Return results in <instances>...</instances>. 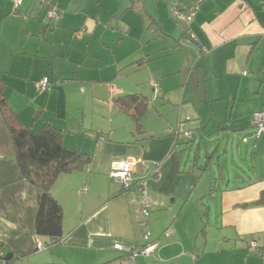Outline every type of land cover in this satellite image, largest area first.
Masks as SVG:
<instances>
[{
	"label": "crops",
	"instance_id": "1",
	"mask_svg": "<svg viewBox=\"0 0 264 264\" xmlns=\"http://www.w3.org/2000/svg\"><path fill=\"white\" fill-rule=\"evenodd\" d=\"M52 2L59 16L47 21L37 0L17 9L0 0V78L24 124L61 130L65 147L91 158L53 182L62 237L47 246L34 233L37 188L21 175L0 116L4 264H121L128 252L114 243L138 247L145 226L156 247L135 264H264V132L251 135L252 113L264 112V0ZM173 6L194 14L181 23ZM130 94L148 99L138 128L115 103ZM176 128L192 140H175ZM236 130L248 140L226 161L219 138ZM123 157L137 160L131 177L150 201L145 216L138 190L109 177Z\"/></svg>",
	"mask_w": 264,
	"mask_h": 264
},
{
	"label": "trees",
	"instance_id": "2",
	"mask_svg": "<svg viewBox=\"0 0 264 264\" xmlns=\"http://www.w3.org/2000/svg\"><path fill=\"white\" fill-rule=\"evenodd\" d=\"M170 15L172 16L171 13ZM115 103L131 116L138 128L139 119L147 107L148 99L142 95L130 94L115 98ZM0 116L9 130L14 148V160L21 175L37 188L34 233L37 237H44L47 246L57 244L62 237L63 211L50 192L51 186L59 174L84 167L91 157L88 153L65 147L62 143V131L47 123L38 131H33L24 124L9 105L1 78ZM191 140L188 139V143ZM142 244L141 241L139 245ZM126 254L128 256L129 252ZM8 261L9 259H3L0 255L1 264Z\"/></svg>",
	"mask_w": 264,
	"mask_h": 264
},
{
	"label": "built area",
	"instance_id": "3",
	"mask_svg": "<svg viewBox=\"0 0 264 264\" xmlns=\"http://www.w3.org/2000/svg\"><path fill=\"white\" fill-rule=\"evenodd\" d=\"M38 3L41 6L46 5L45 8V16L48 18L56 19L59 16L58 9L53 5L52 0H37ZM13 8L17 9L23 2V0H11ZM171 14L172 16L177 20L181 22H188L194 12L192 10L182 12L181 9L177 6H173L171 8ZM246 73L245 71L243 72ZM49 84V78L47 76L41 77L38 81L35 82V87L38 91L44 92L47 89V86ZM150 85L153 87L154 90H157L158 85L155 81H150ZM189 118L187 117L186 120ZM252 122L254 124V131L251 134L252 137L258 138L262 132H264V112L262 111H255L252 113ZM181 123H179V126ZM179 128V127H178ZM176 128L173 131V136L175 140H178L179 138H184L185 140L192 139L193 132L191 130H184V129H178ZM243 141L246 142L248 140V137L244 136ZM137 164V160L133 158H118L113 159L110 163V170H109V177L114 179L115 181H119L122 184L123 190H129L131 188H135L138 190V196H139V212L141 216H145L148 212V208L150 207V201L147 197L146 190L143 188L142 183L132 182L131 173L134 171V167ZM169 231H165L164 235L168 236ZM141 241L142 245H139L138 247L131 249L128 246H124L121 243H114L113 247L115 249L120 250H126L129 252L128 258L125 260V264H135V260L138 257H146L152 254L156 247V242L149 241V231L147 230L146 226L141 232ZM38 247H42V244H38ZM249 250L253 251L257 248V243L251 238L249 240L248 244Z\"/></svg>",
	"mask_w": 264,
	"mask_h": 264
},
{
	"label": "rangeland",
	"instance_id": "4",
	"mask_svg": "<svg viewBox=\"0 0 264 264\" xmlns=\"http://www.w3.org/2000/svg\"><path fill=\"white\" fill-rule=\"evenodd\" d=\"M40 5V4H39ZM41 6V5H40ZM44 9L46 7V5L43 6ZM171 12H169L170 14ZM45 19L47 21H54V19L52 18H48L47 16H45ZM86 31L85 27H81L80 29H77V30H74L71 32V35H72V38L74 40H80L84 35L86 34H83L84 32ZM242 135L243 133L239 132L238 130L234 131V132H229L228 136L226 137L225 135H221L220 136V140L222 141V147H223V143L225 140H227L228 142V145H227V158H226V161H229L230 160V157H231V149H233V153H234V158L235 159H238L237 157V153H236V150L240 147L242 148L244 146L243 142H242ZM205 140H209L207 137H204ZM250 138V137H249ZM213 141H211L212 143ZM217 140H215L214 143H216ZM196 143V144H195ZM193 143V148H192V152H191V157L193 155V151L197 149V142ZM202 146V145H201ZM201 159L204 160L205 158V153L204 151H201ZM212 166V165H211ZM214 169V168H213ZM215 171V169H214ZM215 175H216V172H215Z\"/></svg>",
	"mask_w": 264,
	"mask_h": 264
},
{
	"label": "water",
	"instance_id": "5",
	"mask_svg": "<svg viewBox=\"0 0 264 264\" xmlns=\"http://www.w3.org/2000/svg\"><path fill=\"white\" fill-rule=\"evenodd\" d=\"M8 257H9V255H5V256H4L5 259L8 258Z\"/></svg>",
	"mask_w": 264,
	"mask_h": 264
}]
</instances>
